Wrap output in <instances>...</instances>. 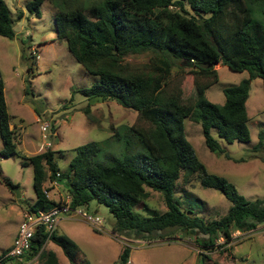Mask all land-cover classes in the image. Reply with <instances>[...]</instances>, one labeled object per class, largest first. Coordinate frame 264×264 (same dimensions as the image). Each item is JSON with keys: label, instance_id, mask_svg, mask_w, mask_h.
Wrapping results in <instances>:
<instances>
[{"label": "trees", "instance_id": "trees-1", "mask_svg": "<svg viewBox=\"0 0 264 264\" xmlns=\"http://www.w3.org/2000/svg\"><path fill=\"white\" fill-rule=\"evenodd\" d=\"M44 1L28 0L26 8L40 17ZM53 2L58 8V37L65 39L71 54L89 73L99 77L94 85L79 91L88 98L89 106L112 100L137 111L140 123L126 126L124 133L116 129L112 137L125 141L127 150L140 147L144 151L114 156L113 163H106L97 160L102 144L91 141L74 148L76 154L67 172L60 171L51 148L22 155L18 150L21 125L12 126L0 77V155L21 156L23 165H32L36 199L29 209L59 206L62 202L51 199L45 186L48 181H57L66 186L72 208H87L92 201L108 206L115 218L114 232L124 236L146 239L180 229L204 234V239L197 241L210 249L220 238L231 241L236 230H252L264 223V198L248 199L227 178L210 172L188 140L185 127L186 119L200 123L206 146L218 155L226 154L220 139L227 143L250 141L247 102L251 83L255 78L264 81V20L259 18H264V0ZM15 34L11 9L6 0H0V36L13 38ZM143 53H149L150 59L142 66L126 60ZM177 61L191 67L195 75L196 95L192 98L186 99L182 87L172 85ZM217 65L249 72L248 78L224 89L223 104L206 96L219 80ZM252 151L264 161L263 131ZM3 182L15 187L9 178ZM194 182L221 192L231 203L227 213L207 219L191 204L183 206V197H194L189 188ZM151 190L162 194L166 210L152 209L144 215L138 209L145 208ZM51 241L76 263L79 250L73 239L56 232ZM46 244L44 229L37 230L25 258L38 255V264H62ZM130 255L131 247L125 245L118 264H127ZM81 259L80 264H91Z\"/></svg>", "mask_w": 264, "mask_h": 264}, {"label": "rangeland", "instance_id": "rangeland-1", "mask_svg": "<svg viewBox=\"0 0 264 264\" xmlns=\"http://www.w3.org/2000/svg\"><path fill=\"white\" fill-rule=\"evenodd\" d=\"M6 2L16 34L13 38L0 36V77L4 81L12 126L14 123L21 125L18 144L21 154L29 156L51 148L60 171L67 172L76 154L74 148L91 141L102 144L97 160L106 163H113L114 156L140 149L127 150L125 141L112 137L116 129L124 133L126 126L140 123L137 111L112 100L92 102L89 106L88 98L79 91L94 85L99 77L89 73L71 54L65 39L58 37L55 23L58 8L53 0L44 1L40 17L26 8L28 0ZM259 18L264 20L261 15ZM149 59V53L126 58L136 66L148 63ZM182 63L177 61L173 69L172 85L181 86L186 99L192 98L196 95L195 75L191 67ZM216 69L219 80L206 91V96L214 103L223 104L224 89L248 78L249 72H235L224 65H217ZM247 109L250 141L227 143L220 139L230 158L208 149L200 123L186 119V135L210 172L227 178L248 199L264 198V161L252 151L259 141V133L264 132V81L261 78L252 80ZM44 122L49 124L47 131L42 129ZM213 133L216 136V132ZM2 148L0 134V150ZM22 162L21 156L5 158L0 155V255L12 247L22 220L20 214L36 199L33 167ZM4 178H9L18 192L9 188ZM191 187L194 197L190 200L183 197V206L191 204L207 219H218L227 213L231 203L221 192L204 188L197 182ZM59 191L58 197L63 203L69 192L66 186ZM49 197L58 200L52 188H49ZM85 209L102 217L105 231L95 230L77 215L69 216V220L59 222L57 227V234L70 237L77 245L79 256L75 264L81 263L80 258L91 264H118L125 245L131 247L127 264H264V223L258 225L255 234L229 242L220 238L214 247L205 249L203 243L197 241L204 239V234L168 229L146 239L124 236L114 232L115 218L108 206L92 201ZM152 209L166 210L162 194L153 190L145 201V208L138 210L149 215ZM52 243L47 242L46 249L55 251L62 264H72L63 249ZM28 261L25 259L26 264ZM38 263L36 260L31 264Z\"/></svg>", "mask_w": 264, "mask_h": 264}, {"label": "built area", "instance_id": "built-area-1", "mask_svg": "<svg viewBox=\"0 0 264 264\" xmlns=\"http://www.w3.org/2000/svg\"><path fill=\"white\" fill-rule=\"evenodd\" d=\"M48 122L42 124V129L47 131ZM60 173H58V176ZM51 183H59L57 181H51ZM48 188V187H47ZM49 189V188H48ZM49 196V190H46ZM77 215L85 219L95 230L103 232L105 231V226L102 217L98 214L90 213L84 207L72 208L71 207V196H67L65 202L61 203L59 206H54L49 210L39 209L31 210L26 209L23 211L22 220L19 225L18 234L12 247L3 252L0 255V264H15V260L20 261V264L25 263V256L27 251L30 249L32 239L37 230L44 229L47 234V242L51 241L52 236L57 232V227L63 216ZM255 229L241 231L236 230L232 234L233 239H243L242 236H247L255 233ZM224 238H221V240ZM225 240V239H224ZM38 260V255L33 257L28 261L27 264H31Z\"/></svg>", "mask_w": 264, "mask_h": 264}, {"label": "crops", "instance_id": "crops-1", "mask_svg": "<svg viewBox=\"0 0 264 264\" xmlns=\"http://www.w3.org/2000/svg\"><path fill=\"white\" fill-rule=\"evenodd\" d=\"M45 186L46 187H48V188H52V190H53V193L54 194H56L57 195V197H58V192H60L59 190H60V187H62V186H65L62 182H59V183H51V181L49 182H46L45 183ZM51 198V197H50ZM52 199V198H51ZM53 200H56V201H60V198L58 197V200L57 199H53ZM20 216H22L21 214H20ZM71 217H69V216H63L62 217V219L60 220V223L62 222V221H64V220H69ZM59 223V224H60ZM256 230V232H258V229H255ZM255 232V233H256ZM254 233V234H255ZM15 238H16V236L14 237V241H15ZM237 241V240H236ZM14 243V242H13ZM234 243H236V242H234ZM52 244H54V243H52ZM58 256V255H57ZM59 258V257H58ZM25 260V259H24ZM21 262L20 261H17L15 264H20Z\"/></svg>", "mask_w": 264, "mask_h": 264}, {"label": "water", "instance_id": "water-1", "mask_svg": "<svg viewBox=\"0 0 264 264\" xmlns=\"http://www.w3.org/2000/svg\"><path fill=\"white\" fill-rule=\"evenodd\" d=\"M13 191L18 192V188L13 187ZM18 196H20V194H18Z\"/></svg>", "mask_w": 264, "mask_h": 264}]
</instances>
